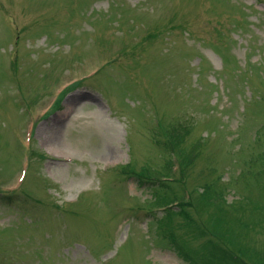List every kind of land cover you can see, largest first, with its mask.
Here are the masks:
<instances>
[{
    "label": "rangeland",
    "instance_id": "rangeland-1",
    "mask_svg": "<svg viewBox=\"0 0 264 264\" xmlns=\"http://www.w3.org/2000/svg\"><path fill=\"white\" fill-rule=\"evenodd\" d=\"M0 264H264V0H0Z\"/></svg>",
    "mask_w": 264,
    "mask_h": 264
},
{
    "label": "bare ground",
    "instance_id": "bare-ground-1",
    "mask_svg": "<svg viewBox=\"0 0 264 264\" xmlns=\"http://www.w3.org/2000/svg\"><path fill=\"white\" fill-rule=\"evenodd\" d=\"M70 141H71V138H70ZM87 144H85V146L84 147H86V148H90L91 150L92 149H94V146L95 145H91L90 143H88V142H86ZM74 144V143H73ZM75 145V144H74ZM80 145L81 144H79V145H75L77 148L76 149H80ZM83 146V145H82ZM74 150H75V148H74ZM53 152H59L58 150H56V149H54L53 150ZM67 158H72V157H67ZM77 172H74L73 174H76ZM76 178V177H75ZM77 178H78V180H82L81 178H79V176H77Z\"/></svg>",
    "mask_w": 264,
    "mask_h": 264
},
{
    "label": "trees",
    "instance_id": "trees-1",
    "mask_svg": "<svg viewBox=\"0 0 264 264\" xmlns=\"http://www.w3.org/2000/svg\"><path fill=\"white\" fill-rule=\"evenodd\" d=\"M221 260L224 261V262L230 261V259L228 258L227 254H225V253H221Z\"/></svg>",
    "mask_w": 264,
    "mask_h": 264
}]
</instances>
